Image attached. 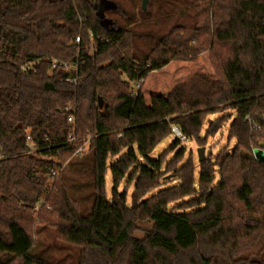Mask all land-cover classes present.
<instances>
[{
    "label": "trees",
    "instance_id": "trees-1",
    "mask_svg": "<svg viewBox=\"0 0 264 264\" xmlns=\"http://www.w3.org/2000/svg\"><path fill=\"white\" fill-rule=\"evenodd\" d=\"M134 1L0 0V264H48L31 255L40 227L80 247L78 264H264V159L251 157L264 133L244 121L264 112V0H149L183 10L164 33ZM228 109L235 145L197 178L185 148L151 157L172 126L203 146L226 123L202 136L207 117ZM78 151L87 216L61 174Z\"/></svg>",
    "mask_w": 264,
    "mask_h": 264
},
{
    "label": "rangeland",
    "instance_id": "rangeland-1",
    "mask_svg": "<svg viewBox=\"0 0 264 264\" xmlns=\"http://www.w3.org/2000/svg\"><path fill=\"white\" fill-rule=\"evenodd\" d=\"M135 3H128L127 8L133 9L135 13H138L140 7L143 5L144 0H136ZM149 0H147L146 4V11L149 9ZM107 3L104 1V3L100 4V11L103 12L105 10V5ZM175 8V7H174ZM168 10L172 11L170 13H166L165 10L163 11L165 16H161V10L158 12V5L155 3L152 7H150V11L152 12L151 18L145 21V25L143 26V29L147 30H159L162 33L168 31L170 25L174 24L176 22V18L178 17V13L182 12L183 10H177L175 9ZM149 26V27H148ZM148 27V28H146ZM123 79L126 80L125 76H123ZM234 111L233 110H225L222 111L219 114L210 115L207 117L205 125L202 130V136L206 134L207 128L211 121H215L219 118H224L226 123L218 130L216 134H213L211 137L207 139V142L202 146L197 143H195L192 140H187L185 142H180L178 146L172 147L173 143L176 141V138L172 134L165 140H163L152 152L151 157L154 159H157L159 156L165 155V162H169L178 152L181 150V148H185L186 155L185 159L191 154L193 156L194 165H195V174L196 178L199 172V162H198V155L197 151L199 148H206V158H214L218 152L223 149L224 147L228 146V149L231 150L235 142L228 143L227 140V132L228 127L232 121ZM261 150L264 151V141L261 144ZM84 155H88V145L84 148ZM79 159L74 158L72 159L71 163L68 166H65L61 170V174L63 175L68 187L70 188V192L72 195L77 198L81 199V209L83 215L87 216L91 213V208L93 204V195L91 197L92 192V184L90 181L91 176L89 171H82L81 167L77 165L78 162L81 161L83 156L77 155ZM183 161V162H184ZM111 162V159H110ZM168 178H171V175L168 176ZM107 182V190L108 195L111 189V178L110 176H107L106 178ZM218 182V179L216 183ZM174 184L173 182H170ZM134 190V182L129 183L127 180H124V182L119 187V193H122L123 191H126V202L130 206L131 205V194ZM39 206L34 211L35 213L39 212ZM152 224L151 223H143L139 225V229L135 232L134 236L136 238H143L145 231L151 229ZM36 244L34 248L31 251V255L34 257H38L41 260L45 261L48 264H78V258L79 254L81 252V248L77 246H73L71 244H68L64 241H61L56 238L54 231L48 228H38L37 234H36ZM264 245V238L260 245L257 246L256 252L259 251ZM264 253V252H263Z\"/></svg>",
    "mask_w": 264,
    "mask_h": 264
},
{
    "label": "built area",
    "instance_id": "built-area-1",
    "mask_svg": "<svg viewBox=\"0 0 264 264\" xmlns=\"http://www.w3.org/2000/svg\"><path fill=\"white\" fill-rule=\"evenodd\" d=\"M80 43V39H77V44ZM58 65H62L63 68L65 69V71L67 72H71L72 70H77V66L72 65V64H68V63H57V62H53L52 63V67L51 70L57 68ZM21 71L24 73H28V72H34L35 68H34V64L33 63H26L21 67ZM78 79L74 78V77H68L66 79V82L75 85L77 83ZM140 87V83H135L132 84V88L130 93L133 95L137 94V91ZM244 121L255 131L260 132V133H264V112H257L255 115L251 116H246ZM69 124L73 125L74 124V119L73 116H70L68 119ZM172 130V134L174 135V137L176 138V140H178L179 142H185L188 139L181 133V131L179 130V128L177 126H172L171 127ZM28 141H30V137H28ZM75 138L73 136H70L68 143L69 144H73L75 142ZM31 147H33V145H30ZM255 150H252L251 153V157L253 159L256 160V155H255ZM81 151H78L76 155H79Z\"/></svg>",
    "mask_w": 264,
    "mask_h": 264
},
{
    "label": "water",
    "instance_id": "water-1",
    "mask_svg": "<svg viewBox=\"0 0 264 264\" xmlns=\"http://www.w3.org/2000/svg\"><path fill=\"white\" fill-rule=\"evenodd\" d=\"M146 4H147V0H144L143 5H142L144 11L146 10ZM99 104L100 105L102 104L101 99H100ZM205 152H206V148L204 147L198 149L197 155H198L199 164L202 163L206 159ZM254 153L256 155V160L261 161L264 159V151H262L261 149H256Z\"/></svg>",
    "mask_w": 264,
    "mask_h": 264
}]
</instances>
